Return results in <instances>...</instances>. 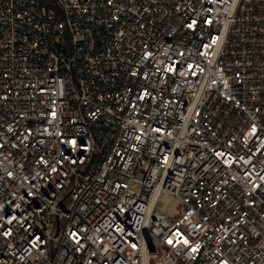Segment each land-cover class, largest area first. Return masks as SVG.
<instances>
[{"label":"built area","instance_id":"built-area-1","mask_svg":"<svg viewBox=\"0 0 264 264\" xmlns=\"http://www.w3.org/2000/svg\"><path fill=\"white\" fill-rule=\"evenodd\" d=\"M0 264H264V0H0Z\"/></svg>","mask_w":264,"mask_h":264},{"label":"rangeland","instance_id":"rangeland-1","mask_svg":"<svg viewBox=\"0 0 264 264\" xmlns=\"http://www.w3.org/2000/svg\"><path fill=\"white\" fill-rule=\"evenodd\" d=\"M176 204L177 200L174 197L163 193L159 198L158 209L163 211L168 216H172L174 214Z\"/></svg>","mask_w":264,"mask_h":264},{"label":"water","instance_id":"water-1","mask_svg":"<svg viewBox=\"0 0 264 264\" xmlns=\"http://www.w3.org/2000/svg\"><path fill=\"white\" fill-rule=\"evenodd\" d=\"M56 7L58 8V10L60 11V8L58 7V5L56 4Z\"/></svg>","mask_w":264,"mask_h":264}]
</instances>
